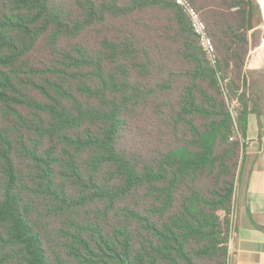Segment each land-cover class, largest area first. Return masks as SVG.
Instances as JSON below:
<instances>
[{
    "label": "trees",
    "instance_id": "1",
    "mask_svg": "<svg viewBox=\"0 0 264 264\" xmlns=\"http://www.w3.org/2000/svg\"><path fill=\"white\" fill-rule=\"evenodd\" d=\"M187 1L0 0V264L232 263L264 15Z\"/></svg>",
    "mask_w": 264,
    "mask_h": 264
},
{
    "label": "crops",
    "instance_id": "2",
    "mask_svg": "<svg viewBox=\"0 0 264 264\" xmlns=\"http://www.w3.org/2000/svg\"><path fill=\"white\" fill-rule=\"evenodd\" d=\"M262 122L260 130L258 118L255 115L249 118L248 146L240 172L241 176L244 171L246 177L242 185L238 183L242 226L237 234L234 232L233 242L236 239L237 248L233 250L231 264H264V144L260 142H264V118ZM252 206L255 213L249 212ZM252 214L260 217L259 223L253 220Z\"/></svg>",
    "mask_w": 264,
    "mask_h": 264
},
{
    "label": "rangeland",
    "instance_id": "3",
    "mask_svg": "<svg viewBox=\"0 0 264 264\" xmlns=\"http://www.w3.org/2000/svg\"><path fill=\"white\" fill-rule=\"evenodd\" d=\"M255 50L253 53L250 55L249 60H248V67L257 69L258 71V77L260 79V82L262 84V87H264V33L263 34H258L256 39H255ZM236 105V104H235ZM245 173L243 171V174L240 176V181L238 182L240 185L244 182L245 179ZM239 184L236 192V200H235V213H234V227H235V234L239 232L241 226H242V198L240 196L239 192ZM245 206V205H244ZM253 207H251V210L249 212H253ZM253 220L256 223H259L260 217L258 215L252 214ZM237 235H235L236 238ZM237 244H236V239H234L233 242V250H236ZM234 257V255H233Z\"/></svg>",
    "mask_w": 264,
    "mask_h": 264
},
{
    "label": "built area",
    "instance_id": "4",
    "mask_svg": "<svg viewBox=\"0 0 264 264\" xmlns=\"http://www.w3.org/2000/svg\"><path fill=\"white\" fill-rule=\"evenodd\" d=\"M176 5L182 7L190 18L192 28L199 37L203 49L210 55L213 54L214 48L210 39L205 22L202 20L199 12L191 6L187 0H174ZM236 104V103H235Z\"/></svg>",
    "mask_w": 264,
    "mask_h": 264
},
{
    "label": "water",
    "instance_id": "5",
    "mask_svg": "<svg viewBox=\"0 0 264 264\" xmlns=\"http://www.w3.org/2000/svg\"><path fill=\"white\" fill-rule=\"evenodd\" d=\"M258 1H259L260 5H261V7H262V10H263V15H264V7H263V5H262L261 1H260V0H258Z\"/></svg>",
    "mask_w": 264,
    "mask_h": 264
},
{
    "label": "bare ground",
    "instance_id": "6",
    "mask_svg": "<svg viewBox=\"0 0 264 264\" xmlns=\"http://www.w3.org/2000/svg\"><path fill=\"white\" fill-rule=\"evenodd\" d=\"M260 1H261L262 5H263V7H264V0H260Z\"/></svg>",
    "mask_w": 264,
    "mask_h": 264
}]
</instances>
